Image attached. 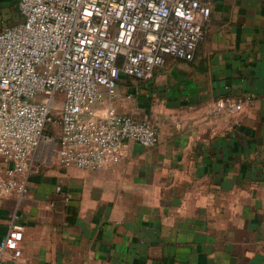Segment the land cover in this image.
<instances>
[{
    "label": "crops",
    "instance_id": "obj_1",
    "mask_svg": "<svg viewBox=\"0 0 264 264\" xmlns=\"http://www.w3.org/2000/svg\"><path fill=\"white\" fill-rule=\"evenodd\" d=\"M21 19L0 0V30ZM228 96L242 108L219 109ZM113 104L154 123L158 144L130 140L99 170L54 157L26 195L0 197V239L24 226L0 264H264V0H214L195 57L123 74Z\"/></svg>",
    "mask_w": 264,
    "mask_h": 264
},
{
    "label": "built area",
    "instance_id": "obj_2",
    "mask_svg": "<svg viewBox=\"0 0 264 264\" xmlns=\"http://www.w3.org/2000/svg\"><path fill=\"white\" fill-rule=\"evenodd\" d=\"M17 2L22 19L0 30V197L26 195L28 177L54 157L65 167L99 170L119 163L130 140L157 145L154 123L114 106L119 80H149L168 56L193 59L214 0ZM57 94L59 136L46 132ZM217 105L242 108L229 96ZM23 236V224L14 222L0 239V259L7 249L19 256Z\"/></svg>",
    "mask_w": 264,
    "mask_h": 264
},
{
    "label": "rangeland",
    "instance_id": "obj_3",
    "mask_svg": "<svg viewBox=\"0 0 264 264\" xmlns=\"http://www.w3.org/2000/svg\"><path fill=\"white\" fill-rule=\"evenodd\" d=\"M61 99H62V95L57 94L56 102H55L56 109L54 110V114H53L54 120L49 122L46 129L47 133L54 134L55 136H59V134L61 133V126L59 123V118L61 116ZM46 164H47L46 162H40L39 164L40 168H42Z\"/></svg>",
    "mask_w": 264,
    "mask_h": 264
}]
</instances>
